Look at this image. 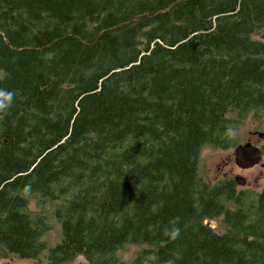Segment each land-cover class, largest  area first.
Returning <instances> with one entry per match:
<instances>
[{"label": "trees", "instance_id": "16d2710c", "mask_svg": "<svg viewBox=\"0 0 264 264\" xmlns=\"http://www.w3.org/2000/svg\"><path fill=\"white\" fill-rule=\"evenodd\" d=\"M262 26L264 0H0V258L264 264V189L198 176L264 108Z\"/></svg>", "mask_w": 264, "mask_h": 264}, {"label": "rangeland", "instance_id": "374dc122", "mask_svg": "<svg viewBox=\"0 0 264 264\" xmlns=\"http://www.w3.org/2000/svg\"><path fill=\"white\" fill-rule=\"evenodd\" d=\"M256 38L264 41V26L254 33ZM249 131H257L264 133V108H256L248 112L243 118L239 119V123L235 126L230 136V146L226 148L204 147L198 160V176L213 183L221 178H233L240 175L244 179L243 185H236L237 190H248L257 192L264 189V154L260 161L248 168L238 167L233 160L234 146L249 140L251 143L260 146L264 143V138L258 137L256 134L249 135ZM263 164V165H261ZM28 207L37 213L38 208L35 206V200H31ZM47 207V205H46ZM204 223L212 226L217 231H222V227L216 220L205 219ZM49 229L44 232L41 239L49 246L55 245L60 241V227L55 218L49 216ZM146 248V245L126 244L117 250V255L123 261L131 260L140 248ZM0 264H43L33 259L18 258L15 255L8 254L4 258H0ZM66 264H86L82 257H76Z\"/></svg>", "mask_w": 264, "mask_h": 264}, {"label": "water", "instance_id": "95a60500", "mask_svg": "<svg viewBox=\"0 0 264 264\" xmlns=\"http://www.w3.org/2000/svg\"><path fill=\"white\" fill-rule=\"evenodd\" d=\"M253 134H256L258 137L264 138V133L262 132L253 131ZM261 156H262V152L260 147L252 144L250 141L238 143L234 146L233 160L235 164L240 168H248L257 164L260 161ZM233 180L237 185L244 184V179L240 175H235L233 177ZM208 226L213 228L210 225Z\"/></svg>", "mask_w": 264, "mask_h": 264}, {"label": "clouds", "instance_id": "9594fccd", "mask_svg": "<svg viewBox=\"0 0 264 264\" xmlns=\"http://www.w3.org/2000/svg\"><path fill=\"white\" fill-rule=\"evenodd\" d=\"M0 97H3L8 101V103H0V110H4L11 103L13 93L5 89H0ZM179 232L180 229L176 226L175 220H173L172 222H170V227L165 230L164 236L167 237L168 240H174L179 235ZM163 242L164 241H162L161 243ZM166 264H174V261L170 259L166 261Z\"/></svg>", "mask_w": 264, "mask_h": 264}, {"label": "flooded vegetation", "instance_id": "af4514ba", "mask_svg": "<svg viewBox=\"0 0 264 264\" xmlns=\"http://www.w3.org/2000/svg\"><path fill=\"white\" fill-rule=\"evenodd\" d=\"M249 132H251V133H249V135H254V134H253V131H249ZM247 141H249V140H247ZM252 144H253V143H252ZM254 145H255V144H254Z\"/></svg>", "mask_w": 264, "mask_h": 264}]
</instances>
